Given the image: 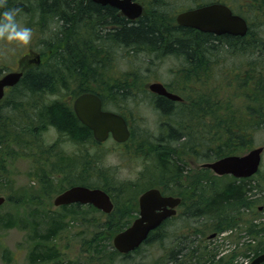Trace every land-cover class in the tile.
I'll list each match as a JSON object with an SVG mask.
<instances>
[{
    "label": "trees",
    "instance_id": "obj_1",
    "mask_svg": "<svg viewBox=\"0 0 264 264\" xmlns=\"http://www.w3.org/2000/svg\"><path fill=\"white\" fill-rule=\"evenodd\" d=\"M10 1L7 0V6L20 8L21 13L28 17L26 26L33 32H39L38 36L42 33V17H45L48 27L57 28L59 32L55 34L54 45L53 42L46 44L52 46L44 47L41 44L43 47L37 53L40 63L26 65L19 82L7 89L0 101V166L4 165L5 158L2 156L11 154L12 144L19 152L27 150L35 172L43 175L44 182L40 181L45 187L43 194L49 198L53 186L49 184L48 175L60 173V170H56L61 167L57 160L63 158L59 153L67 148L57 141L45 144L39 138V133L54 130L59 135L68 136L72 144L83 143L87 144V150H100L92 140L89 129L75 118L72 100L82 93L100 94L105 97L107 107L120 111L125 117L126 108L129 117L132 114L126 101L133 98L136 104L143 94L148 105L162 117L158 124L159 131L155 136L145 131L146 136L138 134L136 137L126 117L130 135L123 150L129 145L127 152L130 157H139L145 162L151 160L149 167L153 171L149 174L150 179L156 175L172 176L174 182L187 183L185 190L178 188L173 193L181 198L186 193L190 194L192 216L195 219L208 218L213 232L243 224L248 225L249 234L259 233L240 211L243 208L254 211L256 200H248L246 195L256 186H263L264 180L253 179L256 185L250 186L252 180L247 182L228 176H211L210 171L198 168L197 162H210L242 153L248 149L253 131L264 126V38L251 32L253 15L264 13V10H236L249 24L244 37L167 31L154 17H144L127 27L118 25L120 29L111 26L108 38L96 36L92 43L91 35L96 21L109 17L99 16L97 12L107 8L87 3L86 0ZM107 44L111 45L110 49L106 48ZM120 45L126 46L122 59L118 52ZM155 54L162 55L156 59L158 61H163L168 55L174 59V55L184 58L178 67L169 71L178 72L179 75H174L173 79L181 80L179 82L183 85L180 87L179 103L149 92L146 86L148 82L144 81L147 79L145 72L126 67L130 57L142 56L150 62L151 59L155 60ZM223 54L235 57L237 66L225 69ZM109 56L115 58L114 61L106 59ZM115 65L121 67V74L113 67ZM211 79L216 81L212 82ZM185 86L186 90H183ZM122 101L123 106L120 104ZM166 116L165 121L163 118ZM148 140L151 141L150 145L147 144ZM185 155H188L189 163ZM189 165L191 169L188 172L179 173L178 168ZM66 181L58 180L57 193L66 188ZM35 202L32 200V203ZM257 203L264 204V199ZM54 233L55 230L50 233V239L55 238ZM262 244L260 248L258 242L257 252L264 251V242ZM187 252L189 257L194 255V249L190 247ZM167 257H172V254ZM233 257L234 254L218 264H230ZM38 259L44 260L45 255ZM166 263H169V259Z\"/></svg>",
    "mask_w": 264,
    "mask_h": 264
},
{
    "label": "rangeland",
    "instance_id": "obj_2",
    "mask_svg": "<svg viewBox=\"0 0 264 264\" xmlns=\"http://www.w3.org/2000/svg\"><path fill=\"white\" fill-rule=\"evenodd\" d=\"M11 2H13V0H11L10 3ZM16 2L19 1L16 0ZM257 15L258 17L254 20V17ZM18 19L26 25L25 20L28 19V17L25 13H20ZM40 31L42 32V29H40ZM57 31L59 32L58 29ZM252 31H254L256 35L264 38V13L257 12L253 15L251 19V32ZM38 35L39 32H33L32 41L28 46H17L15 44L0 42V77L4 73L17 71L19 69L18 63L29 51L36 54L40 52L39 50L42 49L43 46L54 45V42L52 45H46L48 42H44L46 37L43 32L40 33V36ZM235 59V57L228 54H223L222 61H224V68L227 69L237 66V61ZM151 60L150 62L145 61L142 56L130 57L129 61H126V67L132 70L145 72L144 76L147 79H144V81L148 83L160 82L169 84L172 89L182 92L180 87L182 88L183 85L179 82L181 80L173 79L174 75L169 72L170 69L178 67L181 62L171 57L165 58L163 61H158L156 59ZM182 81L186 83L184 79ZM211 81L215 82L216 79H211ZM197 85L200 86V83ZM191 87L192 85L189 88ZM207 87L210 89L209 86ZM183 90H186V86ZM139 98L141 101L136 104H134V102H136L135 99L128 98V102L126 101V103L132 115L129 114L128 117L125 108L126 117L129 118L131 128L135 131L133 132L134 136L137 137L138 134L146 136L144 133L145 131L155 136L159 131L158 124L161 122L160 118L162 117L159 116L156 110L148 105L145 95L142 94ZM163 119L166 121L167 116ZM38 136L48 145L54 143V141L63 143V140H60L54 130H43ZM250 137L249 149L264 147V126L261 125L255 129ZM150 142L151 141L148 140L147 144L150 145ZM62 145L68 146L67 149L70 146V144ZM111 145L110 142H106L99 149L101 151H108L112 149ZM10 148L11 154H6L4 152L5 156H2L5 158L4 165L0 166V171H2L0 175V196L6 198V201L0 207V264H63L66 260H74L78 252L75 245V240L77 239L75 235V223L64 221L62 216L71 213L90 214L94 213V211L87 208L76 210L74 208L62 209L54 207L52 200L58 192L57 183L58 180L61 181V178L58 177L57 174L48 175L50 179L49 184L53 186V192L49 198H47V195L43 194V191H45L43 188L45 187L41 184L44 182V180L42 181L43 175L35 172V167L32 165L29 152L27 150L19 152L15 144H12ZM128 148L129 145L125 148L127 158L124 161V165L121 166L118 164V168L114 170L111 169L113 171L112 173H114L113 177L116 178V182H138L136 178L139 177L140 173H144L150 179L149 174L153 171V168L151 169V167H149L151 160L145 162L146 160L139 157H130L127 152ZM245 150L243 152H245ZM187 158L188 155H185L186 160ZM107 161L109 163L111 162L113 165L118 163L114 155H107ZM200 163L199 161L197 162V164ZM1 164L2 163H0V165ZM178 164L183 166L180 162ZM256 177L257 179H261V181L264 180V151L262 154L260 172ZM145 182H147V180H145ZM254 183L255 181H252L249 185L253 186ZM262 187H264V184L263 186H257L256 191L252 190L247 192L246 195L248 200H251V197H253V200H256L254 209L256 211L257 207L260 205L257 202L262 199V196H260ZM49 190H51V187ZM9 197L10 200L8 199ZM32 200L36 201L35 204L32 203ZM245 210L244 208L241 209L240 213H244L245 219L250 220L254 211L250 212L248 210V213H246ZM263 216L264 215L254 218L258 221L254 222L255 229L259 230L258 234H249L247 232L248 225L244 226L243 224H239L237 225V230L231 233H229L228 230L224 231L212 239H208L210 232H213L210 229L211 224L208 218H198L197 222L192 219L189 220L190 237L184 240H186L188 248L194 249V255L183 260V264H218L220 261L228 259L233 254L236 263L232 262L230 264H238L239 260L241 264H243L244 260H246L249 255L248 246L253 243L252 241L259 242L261 244L260 248L263 247L264 227H262V224H264V222L260 220ZM200 220L202 222H199ZM252 223H250V225ZM183 224L182 221L173 223L169 230L171 235L161 244H156L146 249L147 251H143L138 256L137 261L141 262L139 264H153L154 261H157L154 264H160L163 261L161 256L164 254L157 251V249L164 246L168 248V250H174L179 240H181L177 239V235L181 234ZM116 225L118 226L120 224ZM54 230L55 238L50 239V233ZM201 233H206V235L202 236ZM60 236L62 240L59 242ZM107 241L108 240L102 239L98 243H95L94 247H90L88 254L93 255L92 262L104 263L103 249ZM149 243L150 242H148V244ZM233 250H235L236 253H233ZM41 255H45L44 260L38 259Z\"/></svg>",
    "mask_w": 264,
    "mask_h": 264
},
{
    "label": "flooded vegetation",
    "instance_id": "obj_3",
    "mask_svg": "<svg viewBox=\"0 0 264 264\" xmlns=\"http://www.w3.org/2000/svg\"><path fill=\"white\" fill-rule=\"evenodd\" d=\"M114 1V5H110L109 3L104 4L101 2H96L94 0H86L87 3L97 5L101 8H107L106 10L101 9V11L97 12L99 16H109L108 18L105 17L102 20L96 21L97 23L95 24L96 26L93 30V36L91 35L92 43H94V38L96 36H103L105 38H108L110 34L109 27L113 26V29H120L118 28V25L127 27L129 24L136 23L140 18L144 17H154L162 24L163 29L167 31L180 32L183 34L192 33L194 35L208 34L215 37H221L224 34L214 35L212 33H204L194 28L180 25L177 22V17L181 13L192 10H200L204 7L216 4L223 5L229 10H235L233 11L234 14L239 13L236 10H264V0H128L130 5L138 7V9L141 10V13L137 19L129 20L120 11L121 9L117 7V5L122 4L123 2L126 3V0ZM40 21V28L42 29V32L46 37L44 39V42H55V34H57L58 32L56 30L57 28L48 27L45 17H42ZM212 36H210V38H213ZM106 48L110 49L111 45L107 44ZM104 52H109V54L111 53V51L109 50H104ZM118 52L120 55L119 57H121L122 59L125 56L126 46L120 45ZM160 56L155 54V59H158V57ZM110 57L111 56L106 57V59L114 61L115 58ZM168 57L172 58L171 55H168L167 58ZM174 57L179 62H182L184 60V58L180 56L177 57L174 55ZM113 67L117 70L118 74L122 73L121 67L119 65H115ZM171 73L175 76L179 75V73L175 71H172ZM164 87L168 92L176 94L178 93L177 90L169 88L167 84L164 85ZM90 94L96 95L98 97L101 103V110H109L121 115L120 111L106 106V104L104 103V96L101 97L100 94L96 93ZM120 99L122 100V98ZM174 103L179 102L176 101ZM120 104L123 106V101L120 102ZM74 116L77 119L75 114ZM121 116L124 117L123 115ZM89 131L91 133L92 140L96 144H98L99 148L106 142H110V144H112L111 146L113 150H87V144H78L77 142L72 144L70 143V139L68 136L59 135V133L55 131L60 140H63V144H70L67 150L59 153V155H62L63 158L57 160V163L61 165V167L56 168L57 172L60 170V173H58L57 175L61 179H64V181L69 180L64 184L66 186L64 190L79 186L90 190L98 189L104 191L110 200L111 207L109 211L105 213L103 210L97 209L90 204H81L76 202L70 205H64V207L67 209L74 208L76 210H80L83 208H87L89 210H93L94 213H71L62 216V219L64 221L75 223V235L77 238L75 240V245L78 251H76L77 253L74 260H66V262L63 264H100L98 262H92L93 255H89L88 252L90 247H94L93 245L95 243H98L102 239L108 240L103 249V264H139L141 262L137 261L138 256L143 251H147L146 249L151 248L156 244H161L167 237L171 235L169 231L171 225L178 221H182L184 223L181 234L177 235V239L181 240H179L178 245L174 250H168V248L164 246H161L157 249V251H160L162 254H164L161 256V258H163V261L160 264H165L166 260L168 261V259L169 263L166 264H179L181 263V260H185L186 258H188V246L186 244V240L184 239H188V237H190L188 226L189 220L192 219L197 222V219H195V217H193L191 214V204L189 197L190 194L188 195L186 193L184 194L183 198H181V196L173 193V191L178 188L185 190V187H188V184L185 182H174L172 176L165 177L156 175V177L149 179L144 173H140L139 177L136 178L138 182H116V178L113 177L114 173H112V170L118 168V164H120L121 166L124 165V161L127 157L123 148L126 143H117L112 137H108L106 141L98 143L97 141H95L92 131L90 129ZM65 147L67 148L68 146ZM107 155H114L118 160V163L114 165L111 162L109 163L107 161ZM187 162H190L189 158H187ZM189 168L190 165L184 167L183 169L178 168L179 173L185 174V172H188ZM156 170H158V168H156ZM93 173L95 174V177H93ZM63 174H65V176ZM211 176L221 177L215 174H212ZM145 180H147V182H145ZM149 190H157L161 198H178L179 201L172 208L162 205L159 208L155 209V214L166 213L168 211H172L173 213L163 218L159 225H157L147 234L146 238L140 245L128 252L122 253L113 246V238L118 233L127 229L133 222L140 219L141 211L139 198ZM260 196H262V199H264V190L262 191ZM57 208H63V206ZM254 213L264 214V204L259 205L257 207V211H254L252 215ZM116 224H120L118 225L119 227ZM184 230L187 232H185ZM61 240L62 237L60 236L59 242ZM148 242L150 243L148 244ZM169 254H172V257H167ZM174 258L175 260H173Z\"/></svg>",
    "mask_w": 264,
    "mask_h": 264
},
{
    "label": "water",
    "instance_id": "obj_4",
    "mask_svg": "<svg viewBox=\"0 0 264 264\" xmlns=\"http://www.w3.org/2000/svg\"><path fill=\"white\" fill-rule=\"evenodd\" d=\"M101 3L114 5V0H94ZM121 12L128 18L134 19L139 15L138 7L126 3L117 5ZM180 25L192 27L202 32H209L216 35L228 34L232 36H244L247 32V24L243 18L233 15L223 5H211L200 10H192L181 13L177 17ZM38 62V61H37ZM22 72H9L0 78V99L3 97L4 89L12 87L19 81ZM150 92L164 96L171 100H180L175 94L169 93L160 83L148 85ZM101 103L98 97L93 94H81L73 102V112L77 119L90 128L96 141L102 142L111 134L117 142H124L129 136L125 121L118 115L101 110ZM263 147L249 151L243 156H226L211 163L203 164L218 175H232L236 178L249 177L253 175L260 163V154ZM4 198L0 197V205ZM177 198H161L157 190L146 191L139 199L141 218L135 221L128 229L117 234L113 243L120 252H128L137 247L147 236L148 232L154 229L163 218L173 212L155 214L154 210L160 206L174 207L178 203ZM91 204L92 206L108 212L111 204L107 195L98 189H86L84 187H73L58 195L54 206L68 205L71 203ZM152 218V219H151ZM151 219V220H149ZM213 237V235L211 236ZM264 262V254L255 258L251 264Z\"/></svg>",
    "mask_w": 264,
    "mask_h": 264
},
{
    "label": "clouds",
    "instance_id": "obj_5",
    "mask_svg": "<svg viewBox=\"0 0 264 264\" xmlns=\"http://www.w3.org/2000/svg\"><path fill=\"white\" fill-rule=\"evenodd\" d=\"M0 9H3L0 11V42L17 46L30 45L33 31L18 19L22 10L18 7L9 8L7 0H0Z\"/></svg>",
    "mask_w": 264,
    "mask_h": 264
},
{
    "label": "bare ground",
    "instance_id": "obj_6",
    "mask_svg": "<svg viewBox=\"0 0 264 264\" xmlns=\"http://www.w3.org/2000/svg\"><path fill=\"white\" fill-rule=\"evenodd\" d=\"M263 6V5H262ZM57 9V8H56ZM261 15V14H260ZM258 16V15H257ZM259 19V18H258ZM261 22V21H260ZM106 49V48H104ZM100 50V49H99ZM66 76V75H65ZM68 78V77H67ZM141 100V99H140ZM119 101V100H118ZM247 101V100H246ZM175 102V101H174ZM91 146V145H90ZM247 215V214H246ZM171 242V241H170ZM94 246V245H93ZM230 248V247H229ZM121 261V260H120Z\"/></svg>",
    "mask_w": 264,
    "mask_h": 264
}]
</instances>
